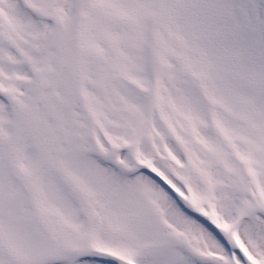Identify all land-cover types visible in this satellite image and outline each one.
<instances>
[{
  "label": "snow or ice",
  "instance_id": "obj_1",
  "mask_svg": "<svg viewBox=\"0 0 264 264\" xmlns=\"http://www.w3.org/2000/svg\"><path fill=\"white\" fill-rule=\"evenodd\" d=\"M0 264H264V0H0Z\"/></svg>",
  "mask_w": 264,
  "mask_h": 264
}]
</instances>
